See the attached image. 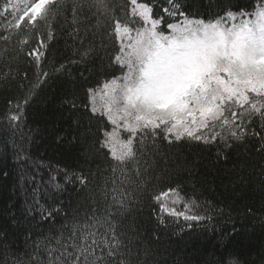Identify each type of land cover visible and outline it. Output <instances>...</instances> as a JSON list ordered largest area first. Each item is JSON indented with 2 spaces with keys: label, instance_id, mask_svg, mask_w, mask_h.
Returning a JSON list of instances; mask_svg holds the SVG:
<instances>
[{
  "label": "trees",
  "instance_id": "1",
  "mask_svg": "<svg viewBox=\"0 0 264 264\" xmlns=\"http://www.w3.org/2000/svg\"><path fill=\"white\" fill-rule=\"evenodd\" d=\"M35 2L0 0V264H222L227 252L264 264V113L171 143L161 125L113 158L87 90L121 75L108 30L124 0H50L27 13ZM181 2L204 21L256 6ZM168 189L169 207L194 201L201 219L166 216L153 197Z\"/></svg>",
  "mask_w": 264,
  "mask_h": 264
},
{
  "label": "snow or ice",
  "instance_id": "2",
  "mask_svg": "<svg viewBox=\"0 0 264 264\" xmlns=\"http://www.w3.org/2000/svg\"><path fill=\"white\" fill-rule=\"evenodd\" d=\"M187 7L181 0H124L120 14L110 21L109 61L121 75L87 92L91 118L100 113V119L107 120L101 146L119 160L132 156L138 134L150 129L156 135L162 124H170L164 134L171 143L172 136L177 141L185 135L192 138L229 114L236 122L246 115L254 118L251 113H264V0H256L251 19H242L246 9L237 13L227 5L215 22H205L194 18ZM229 22L233 23L229 26ZM165 26L170 34L164 33ZM46 79L45 74L38 87ZM97 97L102 106L97 105ZM197 117L200 123L189 130L186 122ZM5 118L15 127L20 112L10 108ZM108 124L112 131L107 130ZM118 129L129 139L122 140ZM52 186L61 189L60 184ZM172 192L168 189L153 197L166 216L201 219L189 213L194 201L184 204V211L169 207L167 195ZM182 200L173 195L171 203ZM222 264H236L231 252Z\"/></svg>",
  "mask_w": 264,
  "mask_h": 264
},
{
  "label": "rangeland",
  "instance_id": "3",
  "mask_svg": "<svg viewBox=\"0 0 264 264\" xmlns=\"http://www.w3.org/2000/svg\"><path fill=\"white\" fill-rule=\"evenodd\" d=\"M42 2H39L37 5H39V4H41ZM36 5V6H37ZM37 8H39V6L37 7ZM252 17H251V15H245V16H243L242 17V19H251ZM212 22H215V20L214 21H212ZM234 22H236V23H238L239 21H234ZM231 23H233V22H229V26L231 25ZM134 34V33H133ZM165 34H170V33H165ZM103 86V85H102ZM101 86V87H102ZM96 103H97V105L98 106H102L103 105V102L102 101H100L99 100V98L97 97V101H96ZM90 104H91V102H90ZM91 107H92V104H91ZM161 111H163L162 109H161ZM200 123V120H199V117H197L196 118V120L193 122V121H187L186 122V126L189 128V130H191L192 128H194V127H196V125L197 124H199ZM185 125L184 124H182V125H178V130H182V128L184 127ZM112 129H113V127H112ZM112 129L110 130V131H112ZM118 131H120V136H121V139L122 140H127V139H129V137H127L126 135H124V133H126V132H123L122 130H120V129H118ZM110 150V152H111V155L114 157V158H117L116 157V155H114L113 154V151L111 150V149H109ZM127 158V157H126ZM125 158V159H126Z\"/></svg>",
  "mask_w": 264,
  "mask_h": 264
}]
</instances>
